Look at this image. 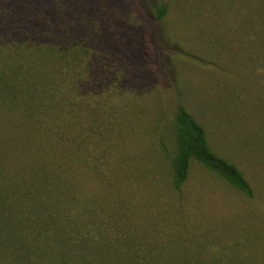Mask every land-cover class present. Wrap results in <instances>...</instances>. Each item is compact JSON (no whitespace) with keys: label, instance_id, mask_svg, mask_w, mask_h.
Here are the masks:
<instances>
[{"label":"rangeland","instance_id":"374dc122","mask_svg":"<svg viewBox=\"0 0 264 264\" xmlns=\"http://www.w3.org/2000/svg\"><path fill=\"white\" fill-rule=\"evenodd\" d=\"M0 264H264V0H0Z\"/></svg>","mask_w":264,"mask_h":264},{"label":"trees","instance_id":"16d2710c","mask_svg":"<svg viewBox=\"0 0 264 264\" xmlns=\"http://www.w3.org/2000/svg\"><path fill=\"white\" fill-rule=\"evenodd\" d=\"M166 10V5L159 7L157 9L158 16H164ZM7 84L9 83H4V87ZM176 120L178 141V150L174 158V182L176 187L179 188L186 181L190 163L193 159H196L210 170L218 173L231 185L252 197L253 188L242 171L234 163L212 150L203 126L198 123L194 116L184 107H180Z\"/></svg>","mask_w":264,"mask_h":264}]
</instances>
